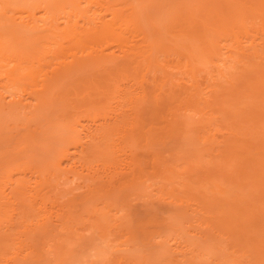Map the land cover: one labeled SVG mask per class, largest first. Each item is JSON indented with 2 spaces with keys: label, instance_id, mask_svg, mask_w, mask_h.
I'll return each instance as SVG.
<instances>
[{
  "label": "rangeland",
  "instance_id": "1",
  "mask_svg": "<svg viewBox=\"0 0 264 264\" xmlns=\"http://www.w3.org/2000/svg\"><path fill=\"white\" fill-rule=\"evenodd\" d=\"M161 1H164V3H166L162 5ZM173 1H178V3L181 2L183 4H189L190 2V6L192 7V5H195L194 8L198 9L199 12L200 10H202L203 6L210 13L213 9H216V11H226L224 8H222L224 5L221 7L222 3L220 4V1L225 0L203 1L205 3L200 2L199 0H155V4H152L154 5V12L160 10V7L162 6H164V9L167 3L169 10L170 2ZM216 1H218L219 4L216 5ZM227 1L228 0H226V2ZM154 2L152 0V3ZM199 3L204 5H200V7L198 5ZM213 3H215V6L212 7L213 9H211L210 7L213 5ZM232 3H234V1H232ZM174 4L171 3V10L174 7ZM244 4L247 5V1H244L242 5ZM206 5H208L209 7H207ZM261 5L262 4H260L259 6ZM233 7L231 8L236 10L235 6ZM185 8V6L184 9L181 8L180 16L182 18L186 17L187 19L191 17L188 14L189 12L187 11V8L190 7L187 6V8ZM225 8H227L226 5ZM239 8L242 9L241 7ZM249 9L250 8H248L246 11H242H245L244 13H246L249 11ZM259 9L260 8H258V11L256 12H261L259 11ZM207 10H202V13L206 16L210 14L209 12V14H207ZM161 11L163 10L161 9ZM164 11L166 12L165 9ZM218 11L217 14L219 15V13L222 11H220L219 13ZM251 11H253V9ZM197 12L195 14H197ZM256 12L255 16L258 14ZM156 14L153 16L156 18L161 16L163 20L164 17H167L166 15L163 17V15L165 14L164 12L163 14L161 12L162 15L159 14L157 16ZM200 14L198 16L199 18L202 17V15L200 16ZM217 14H215L216 16L212 15V19L214 20L213 23H215V26L219 25L222 30H220V27L216 28V30L214 29L215 27H213V29L215 30L213 31V33L211 31L209 32L208 30L210 29H207L204 25L207 24V22L211 24L210 21H212V19L209 18V21L207 17L206 22L205 20H203L205 18H202L204 24H202V21L196 20V18L199 19L197 15L196 18L193 19L196 22H200V25H204L206 29V31L204 32L208 31L210 33V35L208 34L207 36H205L206 38L204 37V44L201 43V45H203V47L201 46V48H203L201 49V52L198 53L196 51V53H198L197 58H195L196 54L195 52H193L195 54H193L195 61L187 59L188 51H186V57L181 56V54L177 55L176 53L178 51L176 50V47L175 50L172 51H168L167 49L163 48V50L159 48L157 51H154L157 53V55L159 54V56L157 57V55H153L154 61L152 62V64L154 63V65H157L155 63V61L157 60L158 63L160 62L159 66L161 65L162 67H164V70L161 66L158 67L157 65L155 70L162 72L157 71L155 72V75L154 72H152V161L149 158L147 163L143 162L141 163V166L138 165L134 168L132 166L134 172L127 170L128 168L124 171V169L122 168L123 166L120 165L122 171L125 172L126 175H128L127 177H131L130 175H132V173L134 175L138 172V176H140V179L138 177L139 180L135 182V178L137 177V175H135L136 177L132 176L131 178L135 180L134 182H132L131 187L128 185V187H130L129 190H131H127L128 193L131 194V192L134 193L137 189L138 194L135 192L137 195L135 193L131 194L128 199H126L129 194H126V190H124V194V188L119 191L112 190L114 186H117L116 179L114 181V183L116 184L112 183L109 185L110 187L105 185L106 187L104 186L100 188V191L102 193L100 191L98 193L106 196L103 199L99 198L98 200H96L98 203L95 202V199H93L96 204L95 205L92 200L87 202L86 200L83 201V199L80 201H76L77 198L72 199L73 195H75L74 193H77L84 188H76L73 191H70L71 189L69 188L73 187L72 189H74L75 185L82 183L81 180L74 179L69 182L60 179L62 176L59 178L58 175H56L55 177L53 173L52 174L54 177L49 178L48 175H46L39 179L35 176L36 174H30L32 173V170L30 173L28 171L24 172V170L20 172L22 170L21 167H19V173H17V170L16 172L14 171L16 168L14 170H10L9 168L11 166H8L9 168H6L9 169L10 172L9 170H7L6 172H1L3 170L0 171V186L3 187L2 184L3 182H5L4 184L6 185V187L9 185V187H11L13 184L12 181L24 180L29 183V186L31 185L30 188L32 187V189H37L39 191V195L37 194V192V195L34 194L35 196H37V200H35L38 202V205L37 202L35 200L34 201L36 202V207L41 208V213L39 217L38 215H36L37 213L35 211L36 214H34L36 216L34 218H36L37 216L39 217L37 218V220H39L40 218H47L44 220H51L57 225L58 223H61V226L63 225L62 229L61 226H58L59 228L56 227V229H53L54 231L56 230V232H54L53 230V233L49 232V234L51 233L50 235L45 232L42 233L41 231H36L38 233L36 234V232L34 233L32 229L31 231L27 230L28 228L25 226L26 223L28 226L34 224V220L36 219H34L33 217H28L23 223V226L21 225V222V224L18 222L20 226L17 225V223H14L17 222V219L19 221H22L20 220L22 218H18L17 215V217L14 216V213H16L15 211L14 213H10L11 211L9 207L12 206V204L16 206L15 204H17V202L19 201L18 199L20 198L18 197V201H14L11 199V203L6 201L8 202V204L10 203V206L7 204L8 206H6L5 208L6 211L2 209L3 211H5V213L1 211L3 214H1L0 217V226L2 228L4 225H8L10 221H12L15 224V228L12 229V231H7L10 234L4 232L6 233L5 237H8L6 238V241L1 240V238L4 237V234L3 232H1L2 234L0 233V240L2 241H0V264H264V43H262L264 41L260 42L259 40L261 36L264 38V22H262V20L259 21L258 19H255L254 16L251 17L252 15H249L247 20H252V22L250 21L251 23L248 22L247 25L245 24L246 27L243 26L244 28H237V20L239 19L237 18V20L235 19L236 24H232L234 25L233 27H235V25H237V27L233 28L232 26H229L230 23L226 24L224 21L227 15L226 17H224V15L223 18H221L222 16L219 17ZM229 14L231 16L230 12ZM233 14L236 15V12L233 11ZM259 14L261 16V13ZM241 16L243 17V14ZM247 16L248 14H246L245 17ZM209 17H211V14L209 15ZM233 17L231 18L233 19ZM236 17H238V15H236ZM242 17H240L241 20ZM168 19L171 20L170 17ZM173 20L171 21L172 23H170L172 25L171 27H169L170 24L168 23V21V24H166L165 26L166 31L167 25L169 27L168 33L165 30H162L166 32L165 36L167 37L164 36V38L169 39V43L172 42L170 41V35L174 36H172L174 38L173 40H178V36L180 37V35L178 34L181 33L182 30L181 27L185 29L184 25L187 29V31H185L186 29L183 30L184 36L185 32H188V36L190 37V40H192L191 42H189L187 39H185L187 40L185 42V37H183L182 40L185 42L186 46H190V43L192 46L193 41H197L200 39L201 35L198 32V29L202 30V28H204L203 26L200 27L198 25V27L200 28L197 29V24L194 22L195 24L192 25H188L185 23L183 26L180 25L181 27H177L178 25H176L175 23L179 24V19L178 22L177 20L174 21V24L176 26L173 25ZM244 20H246V18L243 19V21ZM247 20L243 23H247ZM232 22L233 21H231V23ZM160 23L161 26L159 27H162L161 29H163L164 24H162V22ZM181 23L182 21L180 22V24ZM239 25H241L240 21ZM210 26L211 25L208 24V27ZM231 28H233V30H230ZM120 30H122V32L126 35L130 34V32L131 35H133V29L131 26H122ZM214 36H216L215 39L217 43L215 42V39L213 40ZM218 37L219 40H217ZM181 38L182 37H180V39ZM248 38H250L249 40L256 38L255 43H261L260 45L255 46V49L253 51L251 50L252 52L250 51V55L247 54V52L249 51H247L245 53L246 55L244 56L242 54L239 55V53L236 54L234 52L235 49L233 50V52H231V50L229 51L231 53H227L231 56H228L226 54L225 50L228 51L229 48H233L234 46H236V44L239 45L240 43V45L242 44L248 46L250 43V41L248 42ZM129 39L132 46L142 45L140 38H133L132 36H130ZM167 39H165L164 42H168ZM199 41L203 42L202 40ZM199 41L197 42L199 43ZM219 41H221V43ZM109 43H95L91 44V47L94 48L96 45L98 47L96 46L97 48L94 49H105L109 47L108 49H106L107 52H114L115 54H117L118 52L120 53V51L117 50L118 47H114L116 46L114 43ZM208 43L213 46L212 50L207 47ZM24 44V46L27 48V51L26 53L18 54V56H15V53L13 54L14 51L12 52L8 50L7 52L9 53L5 52L4 50L0 51V67H5L6 69V67L12 68L15 66H19L21 69L19 71L22 72V75L33 72L32 74L37 76V84L36 82H34V80V84H32L30 79H24L25 82L23 81V79L16 80L17 77H11L15 79L10 80L9 78L4 76V73H2L3 75H0V92H2L5 96L6 93L9 94L14 91H19L20 94V89H18L17 85V83H20V81H23L24 84H21L19 86L24 85L26 89L25 93H23L22 91L21 92L25 94V96H28L26 93H28L29 91H36L40 89L39 81L42 78V74L51 72L54 68H57L60 63L68 62L71 60L67 53L65 55L62 54V52H59V47L57 44L52 45V51L50 53H47L46 55H43V50H41V52H38L37 54L34 50L35 54H31L30 52L34 48L36 49L37 46L35 47L32 44L30 45L26 41ZM107 44L109 45L107 46ZM171 45L175 44L171 43ZM38 46L40 45L38 44ZM196 47L197 44L195 43L194 48L196 49ZM86 48L87 47H85L84 50L80 49L79 47L80 53L88 52V48ZM169 48L171 47L169 46ZM217 50H222L224 52L220 51L221 54H217ZM174 51H176V53ZM183 51L180 50V53ZM255 51L256 54H253V52ZM80 53L78 51V54ZM211 53L213 54V56L210 55ZM11 55H14L15 57H13L16 59H13ZM28 55L32 56L28 57ZM57 55L58 57H56ZM223 56L224 59H226L227 57H232L229 60L230 63L225 62L226 65L228 63L230 64H228L229 66H227L230 68V72H226L225 70L228 69H225L224 66L226 65H221V62L217 60L218 58H222ZM203 57L206 59L205 63L203 61L205 60ZM198 58L199 60L201 59V62L199 60H196ZM210 59L215 62L217 61L215 65L217 64L218 67L219 65H221V67L225 69L223 70L220 68L221 70H223V77H225L226 80H218L219 78L217 79V76L220 77L219 73H217L218 71L216 70V68H214L217 66H213ZM189 61L191 63L194 62L195 68L193 67L192 70L191 67V71L187 72L190 69L189 68L186 71L187 64L188 66L190 65ZM209 61L211 62V64ZM233 61L236 62L233 63ZM57 63L59 64L57 65ZM154 65H152L153 69L155 67ZM211 65L213 66L215 71L212 70L213 68L210 67ZM207 66L211 68L212 71H210L212 75L217 71L215 75H218L216 77L215 75H213V77L217 80V84H209L210 80L208 78L212 76H210V71L208 73V70L210 68ZM132 67L134 68V64H132L131 66H127L126 68L114 71L111 79L112 81H110L109 83L113 85L117 84L116 86H118L119 84L120 89H122V86L124 84H132V79H134L135 77ZM231 67H233V69H231ZM0 70H4V68ZM227 73H230L228 75L229 77L227 76ZM132 74L134 75V77H132ZM17 76L20 77L21 75L18 74ZM206 76H208V78ZM205 78L208 79V82ZM178 84L185 86V88H181ZM136 86L138 85L136 84L133 89L136 88ZM2 88H6V93L3 92L4 89L2 90ZM141 91L142 89L140 88H137V90L135 89L132 97L134 98L141 96ZM29 100H32L30 96ZM180 101L183 103L185 102V106L188 105L187 111H185V106L183 105V103H180ZM168 103H171L170 106H164L165 104L168 105ZM172 103H177L178 105L180 104L181 107H183V111H181V107L179 108L180 105L176 106L177 108H179L176 109V107L173 106ZM100 105L102 104L88 105L90 107L88 109H85L86 106H84V109L82 106H80L79 108H71L67 110H72L73 112H69L71 113V115L75 117L77 116L76 118H78L77 120H79L80 122L88 123L86 121L87 119H89L88 117L94 114L98 116L101 113H99V110L102 111V108H100L102 106ZM162 106L163 109H169L170 107V112L166 109V111L164 110L163 112ZM65 111L66 109L63 112ZM88 111L90 112V116L87 117L86 115H88ZM159 111L161 113H159ZM171 112L175 115L173 116V118L176 117L177 122L172 119ZM5 113L6 112H0V135L2 133H5L2 130H7L9 132L12 129L11 127L20 126V122L22 123V121H18V117L15 116L18 120L14 117V115L12 116L13 118H9L7 116L8 114L6 115ZM62 113H59V115L61 116ZM67 114L66 117L69 115ZM60 116L59 119H55L56 117H53L55 119L54 121L59 120L60 122ZM21 117H23V115ZM75 117L73 118V122L74 119L76 121ZM85 117H87V119ZM24 118H27V116H24ZM53 118H50V120ZM70 118L68 119L70 120ZM83 118H85V120ZM15 119L17 121H15ZM129 119L124 121V125H122L123 123L121 124L122 127L120 129L122 130L115 131L114 135H112L113 133L110 135V139L113 144L112 150L115 152L114 155L122 158L125 157L124 154L128 155L129 151H135L138 154H142L143 150L140 149V146L146 144L145 132L142 133L141 131L139 134H131L132 124L134 122ZM95 120L100 121L99 117L95 118ZM23 121H26V119ZM98 121H96V123H98ZM29 123L30 122L28 120V124ZM55 123L57 127L58 122ZM90 123L91 122H89V124ZM44 124L45 125L43 130L45 131V135L42 140L40 139L38 140V142L43 143L42 145L39 143V145L43 146L44 142L46 143V141H48L49 145L46 144L44 146L45 148H47L46 150H52L54 147L53 145L52 147L50 146V142L53 138L55 141L57 139H55L56 136L53 133L56 128L52 130V122L46 120V118L44 119ZM59 124L60 123H58V125ZM137 124L141 126L143 124V121L139 120ZM59 126H61V124ZM149 126L150 125L148 124L145 127L146 131L149 129ZM20 127L21 129H24V127L26 126L25 124L23 126L22 123V126ZM57 128L59 130L63 129V125L62 128ZM64 129L63 131H65ZM14 130L12 129L11 131L13 132ZM59 130L57 131L59 132ZM55 134L59 137H65V132L63 135H61L62 133L60 132ZM18 145L26 148L25 146L27 144L25 142L24 144L22 143V145ZM39 145L31 148V151L34 150L36 157L39 158L43 163H37V161L35 162V164H38V167L43 164L44 167L47 168L48 166V168L50 169L49 165H47L46 163V160L50 161L48 160L49 157L45 159L46 157H44L43 155V153H45V148H43L42 152V147L40 148ZM14 146H16V144ZM48 151L46 153L50 152ZM28 157L30 158H28L30 161L32 156ZM36 157L34 156L32 158L36 159ZM101 160L102 158H96L92 162L95 166V164H100ZM33 161L31 160V162H29L30 169L33 166ZM116 166L117 165L115 164V166L113 168H110V170H113ZM124 168H126V166ZM149 170H151L152 175ZM40 171H45V169H42ZM51 171L52 170H48L49 173H51ZM116 171L119 170L116 169ZM33 173L36 172L33 171ZM40 173L41 172H39V174ZM68 176L69 178H71L70 175ZM47 180L48 183L46 182ZM11 182L12 184H10ZM8 183L9 185H7ZM34 183H36L37 186H34ZM137 183H140V188H136V186H139L137 185ZM149 183L151 185H149ZM33 191H31V194H33ZM110 191L114 193H111ZM71 192H73V195ZM82 193L83 192L81 191L80 194L83 195ZM148 193H151L152 195ZM84 194H86L85 191ZM140 194L143 196H141ZM124 195L126 196V198L122 197ZM147 195L150 196L148 197ZM118 196L120 197L118 198ZM151 196L152 199L150 198ZM109 197L111 198V200ZM107 199L112 202H107ZM114 199L116 203L113 202ZM145 200H148V202L146 203ZM82 201L83 204L79 203ZM149 201L152 203H149ZM19 202H21V200ZM123 203L125 204L123 205ZM144 203L147 204V206ZM26 204V202L24 203L25 206H23V204L22 206H19V204H17L19 208L12 206V209L14 207L15 209H20L16 211H21L22 209H26ZM142 204L145 208L149 207V204L152 205V223H147L144 227L140 225L141 227L139 226L138 228H135V226H131L132 222H134V218L130 216L129 213L133 209L132 206H142ZM120 207L124 210H122ZM92 209L96 211H93ZM123 212L126 213V215L124 214L125 216L123 215ZM10 214H12V217ZM10 217L12 220H9ZM29 219H32V222ZM125 220V225L127 227L122 225L124 224ZM7 221H9V223ZM127 221L129 222L128 224ZM12 222L11 224H13ZM112 225H115L116 227L113 228ZM26 231L27 233H25ZM16 232H19V235ZM21 233H24V235H22ZM44 233L45 237H39L40 239L35 237V235L42 236ZM18 237L20 238L21 242L18 241ZM176 247L178 248L176 249Z\"/></svg>",
  "mask_w": 264,
  "mask_h": 264
},
{
  "label": "bare ground",
  "instance_id": "2",
  "mask_svg": "<svg viewBox=\"0 0 264 264\" xmlns=\"http://www.w3.org/2000/svg\"><path fill=\"white\" fill-rule=\"evenodd\" d=\"M154 1L155 0H153V2ZM199 1L203 2V1H207V0H199ZM232 1H234V3H232ZM232 1L231 0L230 1L228 0L227 2H226V0L220 1V4L222 3L221 7L224 5L222 8H224L227 12L224 11L226 13L225 14L223 12V10H219V11L217 10L218 13L220 11H222V12H220L221 14L219 13V15L217 14L216 9L212 8L213 6H215V3H216V5L219 4L218 1L213 3V5L210 7L211 9H213L211 11V13L207 9H205V7L203 6L204 4L202 5L199 3L198 4L199 6L200 5L203 6L202 10H205V11L207 10V14H209V13L211 14V17H209L210 14L208 16H206L205 14L202 13V10H200V12H199L198 9H195L194 8L195 5H192V7H191L190 2H189V4H187V3L183 4L181 2L178 3V1L170 2V9L169 10H168V6H167L168 3H167L165 8H164L166 10V12L163 9L164 6H162L166 2L164 3V1H161L162 7H160V8L163 11H161V9H160V10H157V12H154L155 11V10H153L154 5H152V4H155V2L152 3V0H0V51H3V50L5 52H7L8 50H10L12 52L14 51L13 54L15 53V56L16 55L18 56V54L26 53L27 48L24 46L25 45L24 43L26 41L30 45L32 44L35 47L37 46L36 49L34 48L30 52L31 54L34 53V50H35L36 54L38 52H41V50H43L42 51V52H44L43 55H46L47 53H50L52 51L51 46L57 44L59 47V52H62V54H65V55L67 53L69 55V57L71 58V60L68 62H62L60 64L57 63V65L59 64V66H57V68H54L51 72L42 74V76H41L42 78L39 81L40 82L39 83L40 89L36 90V91H32V90L29 91L28 93H26L28 96H25V94H23L26 92L25 86L22 85L23 86V88H22V86H19V85L24 84V82H25L24 79H30L32 84H34L33 83V80H34V82H36V84H37V81H36L37 76L32 74L33 72L32 73L30 72L26 75H24V74L22 75V72L19 71V70H21L19 66L18 67L15 66L12 68L6 67V69H5V67H3L4 70H0V75L2 73H4V76L9 78L10 80L15 79V78H11V77H17L16 80L23 79V81H24V82L20 81V83H17L18 89H20V94H19V91L18 92L14 91V92L7 94L5 91L6 88H2V90L4 89L3 92L6 93V96L2 92H0V112L1 113L6 112L5 114L6 115L8 114L7 116L9 118H13L12 117L13 115H14V117L15 116L18 117L19 120L16 117L15 118L18 121H22L23 126H24V124L26 126V127H24V129H21L20 126H22V123L20 122L21 125L18 124L20 126H17L20 129L15 127V126H14L15 128L11 127L13 130L16 129L13 132L11 131L12 129L9 132L7 130L5 131V130L1 129L5 133H2V131H1L2 134L0 135V171L3 170L1 172H6L9 169L14 170L16 168L14 171L16 172V170H17V173H19V170H20L19 167H21L22 170L20 172H22L24 170V172L28 171L30 173L32 170V173H30V174L31 175L36 174L35 176L38 177L39 179H41V177L46 176V175H48L49 178L54 177V176L56 177V175H58L59 178L62 176L60 179H63V180L69 181V182H71L74 179L81 180L82 183L75 185L74 189H72L73 187L69 188V189H71L70 191H73L76 188H79V189L84 188V189H81V191L83 192L82 193L83 195L80 194L81 191L77 192L79 194L74 193L75 195H73V192H71L73 195L72 199L77 198L76 201H78V200L80 201L83 199V201L86 200L88 202V201L92 200L94 202L93 199H95V202H97L96 200H98L99 198H102V199L105 198L106 195H102V194L98 193L100 191V188L104 187L105 185L110 187L109 185L114 183V181L116 179H117L116 180L117 184L116 183H114V184H116L117 186L116 187L114 186V188L112 190L119 191V190L124 188L123 191L126 190V194H129L127 190H129V188L132 185V182H134L135 179H136L135 182L140 179V176H138V172H137V174L133 175V173H132V175H130L131 177L137 175V177L135 176L136 177L135 179H133L131 177H127L128 175H126V173L122 171V168L124 169V171L127 168H128L127 170L133 171L134 167H136L138 165L141 166V163H143V162L147 163L149 158L152 161V75H153L152 72H154V75H155V72L158 71V70L157 71L155 70L157 65H158V67L161 66V65L159 66L160 62L158 63L157 60L155 61V63L157 65H154V63L152 64V62L154 61L153 55H157V53L154 51H157L159 48H161V49L163 48V49H167L168 51L169 50L172 51V50H175V47H176L177 48L176 50L178 52L177 53H176V51H174V52L177 55L181 54V56L186 57V54H187L186 51H188L187 59L188 60L190 59L191 61H195V58H197L198 53L201 52V49H203V48H201V46L203 47V45H201V43L204 44V42H205L204 37L207 36L208 34L210 35V33H209L210 31L213 33V31H215L216 28L220 27L219 25L215 26V23H213L214 20L212 19V15H215V14H217L219 17L222 16L221 18H223L224 15H225L224 17H226V15H227L228 18L226 17V19H224V21L226 24L230 23L229 26H232V27L234 26L232 24H236L235 19L237 20V18H239L237 20L238 21V23H237L238 27H237V25H235V27H233V28H236V27L242 28L243 26L246 27L245 24L247 25L248 22L251 23L252 20H249V21L247 20L249 15H252L251 17L254 16L255 19H258L259 21L262 20V22H264V17H263L264 16V12H263L264 11V0H259V2H258V0H252V1L250 0V2H249V0H239V1L232 0ZM241 1H242V3H241ZM244 1H247L248 4L242 5L244 3ZM253 1H256L257 3L253 2ZM223 2H224V4H223ZM228 2H230V3H228ZM171 3H173V4L175 3L173 5L174 7L172 8V10H171V7H172ZM203 3H205V2H203ZM260 4H262V5L259 6ZM225 5L227 6V8H225ZM184 6L186 8H187V6H189L191 8V9L187 8V11L189 12L188 14H189V16H191L187 19H186V17L182 18L180 16L181 15V8L184 9ZM206 6L209 7L208 5H206ZM230 6L231 7L235 6L236 10L233 9L234 7L231 8ZM238 6L241 7L242 9H240ZM246 6H247V9L248 8H250V9L248 12L244 13L247 10ZM251 6H253V7H251ZM228 8H230V9H228ZM258 8H260L259 11H261V12H256V11H258L257 10ZM232 9L234 12H236V15H238V17H236V15H234L235 13L233 14ZM252 9H253V11H251ZM195 10H196V12L198 11L197 14H195L196 13ZM242 10H245V11H242ZM152 11L154 12V14ZM254 11L258 14L261 13V16H260V14L259 15L257 14L255 16ZM161 12H162V14H163V12L165 13L163 15V17L166 15L168 18L170 17L171 20H169L167 17L166 18L164 17V20H163L161 16H159L161 18H159V17L156 18L153 16L156 13H158V14H156L158 16L159 14H161ZM229 12L231 13V16H230ZM239 12H241V13H239ZM262 12H263V15H262ZM193 13H194V16H193ZM222 13H224V14H222ZM168 14H170V15H168ZM199 14H200V16L202 15L201 18L198 17ZM239 14H240V16H239ZM242 14H243L244 18L241 16ZM246 14H248L247 17H245ZM196 15L199 19L196 18ZM207 17H208V19L209 18L212 19V21H210V19H209L211 24L206 21ZM231 17H233V19ZM240 17H242V20ZM259 17L260 18L262 17V18L260 19ZM194 18H196V20H199V21H202V18H205L203 20H205L207 22V24H204L203 21H202V24H204L207 29H210V30H208L209 32L208 31H207L208 33L204 32V31H206L204 25H200V22L194 21L193 20ZM245 18L247 20V23L246 22L243 23L244 21H246V20L243 21V19H245ZM178 19L180 22L182 21V23L181 24H180V22H179V24L175 23L176 25H178L177 27H181L185 23L188 25H192V24L196 23L197 29L203 26L204 28H202V30L198 29V32L201 35L199 40H202L203 42H200L199 40H197V41H199V43L197 41H193V43H192L193 47L191 46V43L189 46L188 44L192 40H190V37L188 36L189 35L188 32L187 33L185 32V36H184L183 30L186 29V27L184 25L185 29H183L181 27V29H182L181 33L178 34L182 38L180 39V37L177 35L178 36V40H177L178 42H177L176 39L173 40L174 36L172 35L173 36L172 37L170 35V37H171L170 41H172V42L169 43V39L164 38V36L166 35L165 33L166 32L168 33V28L172 26L170 24V23H172L171 21L173 20V25H175L174 21L177 20V22H178ZM167 21L170 24V26L168 27V25H167V27H166L167 31H166L165 26H166V24H168ZM231 21H233V22L231 23ZM234 21H235V23H234ZM239 21H240L241 25H239ZM160 22H162V24H164L163 29H161L162 27L161 28L159 27V26H161ZM163 22H166V23H163ZM208 24L211 26L208 27ZM242 24H244V25H242ZM198 25L200 27H198ZM122 26H131L133 29V35H131V32L128 35L124 34L122 32V30H120L122 28ZM226 26H228V25H226ZM213 27H215L214 28L215 30L213 29ZM226 28H228V27H226ZM233 28H231L230 30H233ZM203 29H205V30H203ZM162 30H165L166 32H164ZM220 30H222V28ZM185 31H187V29ZM201 31H203V32H201ZM130 36H132L133 38L134 37L140 38L142 45L141 46H136V45L132 46L130 44L131 43V41L129 39ZM165 37H167V36H165ZM183 37H185L184 38L185 42L187 40L189 41L187 44L188 46H186L185 42L182 40ZM201 37H202V39H201ZM168 38H169V36H168ZM211 38H212V36H211ZM215 38H216V36H214L213 40ZM165 39H167L168 42L167 41L164 42ZM185 39H187V40H185ZM249 39L250 38H248V42L250 41V43L248 46L242 45V44L240 45V43H239V45L236 44V46H234L233 48L232 47H231V49L229 48L228 51L225 50L226 54L231 50H232L231 52H233V50L235 49L234 52L236 54L239 53V55L242 54L244 56V55H246L245 53L247 51H249V52H247V54L250 55L251 54L250 51L251 50L253 51L255 49V46H258L261 43H255L256 38L251 39V40H249ZM217 40H219V37ZM259 40H260V42L264 41V38L261 36L259 38ZM12 41H14V42H12ZM98 42H100V43H102V42L103 43H109L110 42L111 44L114 43L116 45L114 47H118L117 50L120 51V53L118 52L117 54H115L114 52H107L106 49H108L109 47L105 48V49H103V48L102 49L101 48L100 49H94V48L98 47L97 45H96L97 47L96 46L94 48L91 47V44H95V43L100 44ZM166 42L168 45L166 44ZM194 42L197 44L196 49L194 48L195 47ZM215 42H216V39H215ZM219 42L221 43V41H219ZM171 43L175 44V45H171ZM262 43H264V42H262ZM38 44L40 46H38ZM109 44H107V46ZM199 44H200V46H199ZM88 46L90 47V50H89ZM169 46L171 48H173V47L174 48L171 49V48H169ZM79 47H80V49H84L85 47H87L88 52H86L87 51L86 50L85 51L86 53H80ZM135 47H137V48H135ZM207 47L210 50H212V48H213V46L210 43H208ZM180 50H182V51L184 50L186 53L184 51L180 53ZM16 51H17V54H16ZM78 51L80 54H78ZM196 51L198 53H196ZM217 51H216L217 54H221L220 51H222V50H217ZM237 51H239V52H237ZM193 52H195V54H196L195 58L193 56V54H194ZM222 52H224V51H222ZM231 52H229V53H231ZM7 53H9V52H7ZM158 53H159V51H158ZM253 54H256V51L253 52ZM201 55H202V53H201ZM210 55L213 56L212 53ZM13 56L14 55H11V57L13 59H16V58H14L15 56L14 57ZM19 56H21V55H19ZM30 56H32V55H30ZM30 56L28 55V57H30ZM33 56H35V55H33ZM158 56H159V54L157 55V57ZM228 56H231V55H228ZM56 57H58V55ZM225 57H227V56H225ZM222 58H218L217 60L219 62H221L220 63L221 65H224L225 62L226 63L229 62V60L232 57H230V58L227 57L226 59H224V56H223ZM207 59H209V58H207ZM196 60H199V58ZM203 61L205 63L206 59ZM216 62L212 61V64H213V66H217L214 68H216V70L218 71V72L217 71L216 72L219 73L221 78L219 76H217L218 74L215 75L216 72L215 73L213 72L214 73L213 75H215V77L217 76V79L219 78L218 80H220V79L226 80V78L223 77L224 72L222 73V71L225 70L226 68H228L229 70L226 69L225 71L230 72V68L227 67L230 65L229 64L230 62L228 63L229 65L225 64L226 65V66H224L225 69H223L221 67V65H219V67L217 64L215 65ZM234 62H236V61H233V63ZM132 64H134V68L132 67L133 69L132 68L131 69L134 71L133 74L135 75V77H134V75L132 74L133 75L132 77H134V79H132V82H133L132 84H127V85L124 84L122 86V89H120L119 84H118V86H116L117 84L113 85V84L109 83L110 81H112L111 79H112L114 71L126 68L127 66H131ZM189 64H190L189 66L187 64L186 71L189 68L190 69L187 72L191 71V67H192V70H193V67L195 68L194 62L193 63L190 62ZM210 64H211V62H210ZM152 65L155 66L154 69H153ZM191 65H193V66H191ZM213 66L211 65L210 67L213 68ZM207 67H209V66H207ZM233 67H231V69H233ZM3 68L0 67V69H3ZM211 68L208 70V73L211 70ZM214 68L212 69L213 71H215ZM220 68L223 70H221ZM162 69L164 70V67H162ZM211 71H210V74H211ZM158 72H162V71H158ZM16 74L17 75L20 74L21 76L19 77ZM46 74L49 76H47ZM210 74H208V75H210ZM229 74L230 73H227V76ZM213 75L211 74L210 76L213 77ZM27 76H29V77H27ZM206 77L208 78V76H206ZM212 77L208 78L210 80L209 84L210 85H213L212 83L217 84V80L214 77H213L214 78L213 79ZM222 77H223V79H222ZM207 78H205V79H207ZM208 79H207V82H208ZM214 80H215V82H214ZM135 83L138 86H136V88L133 89V87H135V85H136ZM32 84H31V86H32ZM178 85L181 88H185V86H182L180 84H178ZM137 88L142 89V91L140 92V94H142V95L139 97L133 98L132 94H133L135 89L137 90ZM186 89H187V87H186ZM8 92H10V91H8ZM14 93H16V94L18 93V94L16 95ZM29 96L31 97L32 100H29ZM170 102H173V101H170ZM177 103H179V102H177ZM177 103H172V105L175 107L179 106L180 104L178 105ZM180 103H183V102L180 101ZM184 103H183V105H184ZM98 104H102V105H100V106H102V107H100V108H102V111L99 110V113L100 112L101 113L98 116H96L95 114L90 116V112L88 111L87 112L88 115H86V116L87 117L90 116V117H88L89 119H87V117H85L87 119L86 121L88 123L80 122L79 120H77L78 119V118H76L77 116L75 117V116L71 115L70 112L72 110L71 111L69 110L70 112L67 110V109H71V108H79L80 106H82L84 109V106L87 107L88 105H98ZM170 104L171 103H168V105L165 104L164 106L168 107V106H170ZM185 105H186V103H185ZM86 107H85V109L90 108L89 106L87 108ZM180 107H181V105L179 106V108ZM185 107H184V109H185V111H187L188 105ZM100 108H98V109H100ZM179 108L176 107V109H179ZM182 108L183 107H181V111H183ZM65 109H66V111H65L66 114H67V111L69 114V115L67 114L68 115L67 117L68 118L72 117V118H70V120L66 117L65 112H63ZM162 109H163V106H162ZM165 109L170 112V110H169L170 107H169V109L168 108H165ZM165 109H163V112ZM59 113H62V115H64V114L65 115L60 116ZM159 113H161V112L159 111ZM20 115L21 116L23 115V117H21ZM24 116H27V118H24ZM59 116L61 117L60 118L61 121L60 122H59V120L54 121L55 119H59ZM173 116H175V115L172 113V119L176 121V117L173 118ZM20 117H21V120H20ZM53 117H56V118L54 119ZM74 117L76 118V121L74 119V122H73ZM98 117H99L100 121L95 120V118H98ZM45 118H46V120L52 122V124H51V125H53L52 130H54L56 128V130L53 131V133L56 137L55 136H53V137H55V139L57 138L56 141L59 140V141H57L58 142L57 143L53 137H52L53 139L50 138V139H52L50 142V146L52 147V145H53V147H54L52 150L50 149L51 151L48 149L50 152L48 150H46L47 148H45V146H44L46 144L49 145L48 141H46V143L43 141L44 147L41 146L43 143L38 142V140H40V139L42 140V138L45 135V131L43 130L44 125H45L44 124ZM50 118H53V119L50 120ZM85 118H83V119L85 120ZM129 118H131V119H129ZM16 119H15V121H17ZM25 119H26V121H23ZM127 119L134 122L132 124L131 134L132 133L139 134L141 131H142V133L145 132L146 144L140 146V149L143 150L142 154H138L135 151H129L128 155L124 154L125 157L122 158V157L114 155L115 152L112 150L113 144L111 142L110 135L112 133H113L112 135H114L115 131L122 130L120 128L122 127V125L125 124L124 121ZM28 120L30 122L29 124H28ZM139 120L143 121V124L141 126H139L137 124V122ZM65 121H67V122H65ZM68 121L69 122L71 121L70 124ZM96 121H98V123H96ZM55 122H58L61 124V126H59L60 124L58 125V123H57V127H59V128H62V125H63V129L65 128L64 129L65 131H63V129L59 130L56 127ZM89 122H91V123L89 124ZM147 123L150 126H149V129L147 127L148 130L146 131L145 127L148 125ZM27 124H28V126H27ZM14 125H16V124H14ZM51 125H50V127H51ZM3 129H5V128H3ZM8 129H10V128H8ZM57 130H59V132L62 133L61 135H63L65 132V134H64L65 137L57 136L55 134V133H59ZM21 141H24V142H21ZM17 142H19V143H17ZM25 142L27 144L25 146L26 148L18 145V144L22 145V143L24 144ZM52 142H54V143H52ZM39 143L41 145H39ZM15 144L18 147L14 146ZM37 145H39L40 148L42 147L41 148L42 152H43V148H45V150H44L45 153H43V155H44V157H46L45 159H47L49 157L48 160H50V161L46 160V163H47V165H49L50 169L48 168V166H47L48 169L46 167H44L43 164L40 165L41 168L37 166L38 164H35V162H37V161H38L37 163H43V162H41V160L39 158L36 157L34 150L31 151V148H33ZM17 148H20L21 150L17 149ZM36 150H38V149H36ZM47 151L51 154L46 153ZM28 156H32V157L35 156L36 157V159L31 157L32 161L34 159V161L32 162L33 166L31 169L29 167V162H31V160L29 161L30 158ZM96 158H102V160H101L100 164H95V166H94L92 161H94V159H96ZM123 162H124V164H123ZM149 162H148V164H149ZM115 164L118 167L116 166L113 170H110V168H113L115 166ZM12 165H13V168H12ZM120 165H122L123 167L120 168ZM8 166H11V167L9 168ZM125 166H126V168H124ZM132 166H133V168H132ZM7 167L9 169H6ZM24 168L27 170H25ZM42 169H45V171H40ZM116 169H118L119 171H116ZM10 170H9V172H10ZM48 170H52L53 172L51 171V173H49ZM33 171L36 173H33ZM149 171L151 172V170H149ZM1 172H0V174H1ZM39 172H41V173L39 174ZM52 173L54 174V176ZM57 173H59V174H57ZM41 174H42V176H41ZM51 174H52V176H51ZM68 175H70L71 178H69ZM139 175H140V172H139ZM151 175H152V172H151ZM138 177H139V179H138ZM49 178H48V180H49ZM59 178H56V179H59ZM48 180L46 181L47 183H48ZM15 181L16 180L12 181L13 184ZM12 182L10 184H12ZM144 182H146V181H144ZM4 183L5 182H3V184H2L3 187L0 186V188L2 187L0 189V200H1L0 201L1 202L0 203V217H1V214H3L2 212L5 213L6 206H8L12 202V201L10 202L11 199L14 201H18V200L20 201L21 200V202H19V201L17 202V204H19V206H22V204H23V206H25L24 203L25 202L27 203L26 207H25L26 209H22L21 211H16V210H20V209H18L19 206L17 204H15L16 206H14V204H12V206L18 207L17 209H15L14 207L12 209V206L9 205L10 206L9 208L11 211L10 213H14V211H15L16 213H14V216L17 215L18 218H22V219H20L22 221H19L16 218L17 222H14V223H17V225L20 226V224L22 223L21 225L23 226V223L26 221V219L28 217L34 218L36 215H38L40 217V213H41L40 209L41 208L36 207L38 205V202L36 201L37 196H35V195H37V194L39 195V191L37 189L35 190V189H32V187L30 188L31 185L29 186L28 185L29 183L27 181H24V180H17L14 185L12 184L11 187H9L10 186L9 183L7 184L9 186H7V187ZM34 184H35L34 186H37L36 183H34ZM139 184L140 183H137V185H139ZM128 185L130 187H128ZM149 185H151V184L149 183ZM126 186L128 187V189ZM138 187L140 188V185L136 186V188H138ZM34 188H37V187H34ZM143 189H144V187H143ZM83 190L85 191L86 194H84ZM110 190H111V188H110ZM31 191H33V194H31ZM94 191H97V192H94ZM137 191L138 190L136 189L135 192L138 194ZM36 192H37V194H36ZM147 192H149V191H147ZM111 193H114V192H111ZM134 193L131 192V194H134ZM124 194H125V191H124ZM131 194H129L127 196V198L125 195L122 197L128 199V197ZM148 194H151V193H148ZM111 196H113V195H111ZM141 196H143V195H141ZM18 197L20 199H18ZM119 197L120 196H118V198ZM130 198H132V197H130ZM150 198L152 199V196ZM34 200L37 202V205H36V202ZM110 200H111V198H110ZM110 200L107 199V202ZM6 201H8L10 203L8 204V202H6ZM83 201L79 202V203L83 204ZM74 202H75V200H74ZM93 202H89V203H93ZM95 202H94V204H95ZM110 202H112V201H110ZM113 202H115V199L113 200ZM147 202H148V200L146 201V203ZM101 203H103V202H101ZM149 203H152V202L149 201ZM124 204L125 203H123V205ZM123 205H121V206H123ZM130 205H132V204H130ZM145 205L147 206V204H145ZM142 206L144 207L143 204H142ZM142 206L141 205L140 206L137 205L135 207L132 206L133 209L129 213L130 216H132L134 218V220H133L134 222H132L133 225L131 223L130 224L133 227L135 226V228H138L140 225H142V227H144V226H146L147 223H150V224L152 223V205L149 204V207H146V208L144 207V209ZM96 208H97V206H96ZM140 208H141V210H140ZM2 209H4L5 211H3ZM122 210H124V209H122ZM35 211L37 214L35 213ZM93 211H96V210H93ZM124 214L126 215L125 212H123V215ZM10 215L12 217V214H10ZM38 216L34 219L37 220V218H39ZM112 216H114V215H112ZM11 217L9 218V220H12ZM44 219H47V218H40L37 221L34 220L36 223L34 222V224L29 225V226L27 225V223H26V225L25 224L24 225L28 228L27 230L31 231V229H32L34 233L36 231H38V232L41 231L42 233L45 232L48 234H49V232H52L53 229H56V227L59 228L58 226H61V223H58V225H57L56 223H54L51 220H44ZM29 220H31V222H32V219H29ZM7 222L9 223V221H7ZM11 222L12 221H10V223L8 225L7 224L4 225L2 228L0 226V233L3 232V234H4L3 235L4 237L1 238L2 241H6V238H8L7 236L5 237L6 233H4V232L12 231V229L15 228L14 227L15 224L13 222H12L13 224H11ZM18 222L19 223L21 222V223L19 224ZM128 223L129 222L127 221V224ZM125 224H126V220H125L124 224H122V225L127 227ZM62 226H61V229L63 228ZM112 227L114 228L116 226L112 225ZM1 230H3V231H1ZM54 232H56V230ZM16 233L18 234L19 232H16ZM25 233H27V231ZM45 233L42 236H36L35 235V237L36 238L45 237ZM8 234H10V233H8ZM12 234H14V233H12ZM36 234H38V233L36 232ZM22 235H24V233ZM16 240H18V239H16ZM18 241H20V238ZM18 241H17V243H18ZM2 244H4V243H2ZM177 248L178 247H176V249Z\"/></svg>",
  "mask_w": 264,
  "mask_h": 264
}]
</instances>
